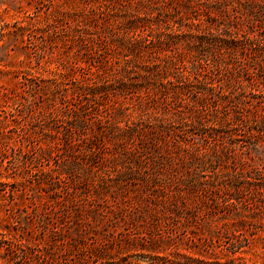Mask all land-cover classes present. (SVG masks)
<instances>
[{"label": "rangeland", "instance_id": "374dc122", "mask_svg": "<svg viewBox=\"0 0 264 264\" xmlns=\"http://www.w3.org/2000/svg\"><path fill=\"white\" fill-rule=\"evenodd\" d=\"M262 54L264 0H0V264H264Z\"/></svg>", "mask_w": 264, "mask_h": 264}, {"label": "trees", "instance_id": "16d2710c", "mask_svg": "<svg viewBox=\"0 0 264 264\" xmlns=\"http://www.w3.org/2000/svg\"><path fill=\"white\" fill-rule=\"evenodd\" d=\"M139 50V49H138ZM261 56V58L264 56V54H262V55H260ZM212 64L214 65V66H218V65H221V63H223V60L221 59V58H219V59H214V60H212ZM224 64H226V63H224ZM147 92H149V91H147ZM147 92H145V93H147ZM214 117L216 118L217 117V112L215 111V113H214ZM263 120H264V118H263ZM238 222L240 223V224H243V222L244 221H242V220H238ZM247 240H248V238H247ZM246 239H244V241H247ZM231 245H232V247H234V248H237V246H242V241L241 240H239L238 242H237V240H235V241H232L231 242Z\"/></svg>", "mask_w": 264, "mask_h": 264}]
</instances>
